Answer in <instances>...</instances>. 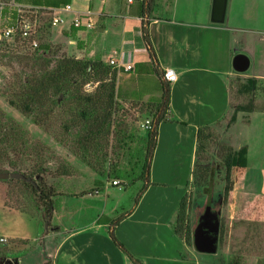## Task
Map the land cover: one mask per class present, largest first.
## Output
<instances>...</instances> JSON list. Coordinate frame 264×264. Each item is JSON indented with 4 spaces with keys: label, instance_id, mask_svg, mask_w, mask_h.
Instances as JSON below:
<instances>
[{
    "label": "rangeland",
    "instance_id": "374dc122",
    "mask_svg": "<svg viewBox=\"0 0 264 264\" xmlns=\"http://www.w3.org/2000/svg\"><path fill=\"white\" fill-rule=\"evenodd\" d=\"M14 7L13 0H0V26L8 22L13 10H16ZM18 13L25 15L33 13L36 16L38 14L43 24L40 29V41L46 45V49L42 54L32 55L34 49L30 48L25 40L18 38L13 41L11 38L0 42V111L3 113L0 116V125L5 124L8 128L12 121L16 123L15 139L11 146L0 142V155L4 158L7 154L12 163L18 164V168L13 169L5 160L0 163V172L9 174L0 178V264H44V257L52 247L51 235L58 225L60 226L58 230L63 233L73 225L87 222L100 209L99 202H90L88 197L82 198L76 193H90L103 186L104 189L93 198L99 201L125 202L126 211V208H129L130 204L145 191L147 183L155 185L154 187H159L161 183L151 181L150 171L148 182L146 178L140 177L128 181V177L133 178L140 172L138 167L145 145L143 139L149 130L141 125L147 118V115L142 113L144 107L131 104L119 106L114 111L115 115H112L116 124L111 126L106 139L103 136L98 138L92 135L89 141H83L82 120L86 115L79 109L77 111L75 106L78 104L73 96L76 86L84 95L94 93L97 82L87 79L81 83L80 77L77 76L71 79L68 88H64L58 94L51 92L46 101V108L52 109V112L39 123H35L32 117L10 104L8 94L21 90V85H25L32 74L41 73L42 57L49 70L63 56L79 58L84 55L82 47L79 48L77 44L71 45L64 37L62 30L60 31L62 23L55 27L49 24L50 14L46 12L39 14L35 8L28 6H21ZM236 48L235 54L244 52L243 54L250 57V65L245 72L236 74L230 80L231 106L212 126L210 133L213 134L205 151L215 158L214 165L221 163L219 146L214 141H220L223 135L225 138V132L227 129L230 131V126L236 125L242 129L254 114L264 113L257 110L264 108V78L251 75L253 72H264V45L245 44L236 45ZM249 48H252L254 53L249 51ZM76 111L78 117L74 115ZM35 113L40 115V112ZM148 119L154 122L153 117L150 116ZM254 123L259 125L258 120ZM234 134L236 133H232L231 140L238 145ZM251 144L254 153L249 155V160L253 164L259 148L255 140L253 143L251 139ZM92 146L97 147L98 154L91 153ZM242 146L247 149L246 145L232 147L239 149ZM262 154L263 157H258L261 173L253 176L250 170L248 176H253L257 180L248 179L249 181L245 182L248 187L244 195L240 191L245 189L237 190L240 185L239 174L243 169L237 166L230 172L232 190L226 202L222 201L225 171L218 166L215 167L209 182L207 195L202 190L197 193L191 181L189 187L184 186L181 198L185 197L186 221L181 227V237H178L184 241L186 239L188 245L186 250L182 251L178 262L158 260L156 264H264V227L260 224L264 220L259 217L264 213V205L254 206V213L251 212V205H248L259 189L264 190V151ZM159 155L160 153L156 158L159 162L155 163L153 177L168 176L176 180L180 177L183 182H187L190 171H185L186 167L180 165L186 158ZM86 160L91 161L95 169L90 167ZM246 161L248 165V155ZM171 162L178 163V174L166 173ZM34 168L42 169V182L54 192L51 196L54 208L48 219L41 215L44 211V200L40 198L36 188L33 190L34 185L41 183L39 177L29 175V170ZM18 174L24 175L26 179ZM113 175L120 177V183L123 184L112 185L110 178ZM246 210L248 211L245 212ZM123 211L118 207L115 217H120ZM209 212L218 216V243L213 253L198 251L193 242L195 230L202 226ZM185 229L188 234L185 233ZM55 236L58 240L60 232L55 233ZM161 252L164 251H158ZM193 254L195 263L188 262L186 258ZM128 259L133 263L130 257ZM45 264H51V260L48 259Z\"/></svg>",
    "mask_w": 264,
    "mask_h": 264
},
{
    "label": "crops",
    "instance_id": "0c3cea01",
    "mask_svg": "<svg viewBox=\"0 0 264 264\" xmlns=\"http://www.w3.org/2000/svg\"><path fill=\"white\" fill-rule=\"evenodd\" d=\"M65 4L71 5L70 11L58 13L54 6H42V9L50 12V16L54 13L64 17L60 31L71 45L83 48L84 55L79 58L100 56L107 64L110 58L115 60L111 66L120 71L121 89L128 94L125 104L140 103L159 94L161 81L153 71L155 64L159 71L173 68L177 76L169 83L168 109L165 119L156 127L157 139L149 170L151 181L161 183L160 186L148 183L126 211L125 202L93 198L104 189L103 186L90 193H76L82 198L88 197L90 202H99L100 209L87 222L73 225L63 233L58 230V225L51 235L52 247L44 257L45 262L50 259L51 264H133L128 254L141 264H156L158 260L178 262L188 242L179 239L181 234L175 229L176 217L182 200L181 191L184 186L189 187L191 181L197 129L214 126L231 106L230 80L243 73L232 67L236 45H264V0H227L222 23L210 20L212 0H147L150 9L145 20L141 18V0L129 3L127 0H67ZM85 10L91 11L93 24L89 28L81 27L73 34L75 26L70 20ZM143 22L155 51V61L150 58L143 41ZM249 51H253L252 48ZM126 64L132 68L124 70L121 65ZM251 75L264 78V72L260 71ZM140 92L141 98L135 100L134 95ZM254 116L242 129L230 126V131L225 132L226 137L223 135L220 140L234 148L247 146L248 165L241 169L240 179L237 178L240 180L237 190L245 189L240 191L243 195L248 187L245 182L261 173L258 157H263L264 151V113ZM255 120L259 121L258 126ZM232 133L237 134L234 136L238 145L232 142ZM251 139L259 148V151L255 150L253 164L249 160V155L254 153ZM159 153V157L188 159L180 163L186 167L185 171H190L187 182L180 177L177 180L168 176L153 177ZM168 168L166 173L179 172L177 162H171ZM250 170L253 176L249 177ZM248 205H251L252 213L254 206H263L264 190L259 189ZM118 207L125 212L115 217ZM259 217L264 220V213ZM260 224L264 227V221ZM58 232L57 240L55 233ZM162 250L163 253H158ZM182 260L185 262L184 258ZM186 260L195 263L194 254Z\"/></svg>",
    "mask_w": 264,
    "mask_h": 264
},
{
    "label": "trees",
    "instance_id": "16d2710c",
    "mask_svg": "<svg viewBox=\"0 0 264 264\" xmlns=\"http://www.w3.org/2000/svg\"><path fill=\"white\" fill-rule=\"evenodd\" d=\"M67 0H13L15 5V9L13 10L11 16L9 17V21L13 20L18 14V10H20L21 6H28L35 8L37 13L46 12L50 14L46 9H42V6H54L59 7L65 4ZM142 2V11L141 18L145 20L147 13L149 12L150 6L146 4V6ZM41 7V8H40ZM143 20V21H144ZM145 22V21H144ZM143 22V24H144ZM37 31L35 33V39L38 40V45L32 52V55L42 54L46 49V45L41 43L40 41V29L43 27L41 23V19L37 14ZM49 24L51 25L50 21ZM52 26V25H51ZM79 29L78 27H74L72 30L76 32ZM74 34V33H73ZM142 36L144 44L149 52L150 58L155 61L156 55L153 49L149 32L146 27V23L142 27ZM13 41H16V37L12 38ZM3 42V41H2ZM41 62V73L32 74L26 81L25 85H21L22 89L19 91H14L8 94V100L12 106H14L17 110L22 112L23 114H27L32 117L35 123H39L41 119L48 117V114L52 112V109L46 108V101L51 92L58 94L64 88H68L70 86L71 79H75L77 76L80 77V82L83 83L84 80L90 79L94 82H97L96 90L94 93L89 95L82 94L78 87L75 88V94L73 98L76 100L78 105V109L83 111L86 115L82 120L83 124V141L86 142L90 140V137L97 136L98 138L104 137L107 138L111 126L116 124L115 119H113L112 115H115V110L118 109L119 106H124V99L128 96L121 89L120 76L115 67L111 66V64L105 63L100 56L94 57H83L76 58L72 56H63L58 60L56 65L52 69H47V64L44 62V58L40 59ZM153 71L157 75L159 79L160 86L158 88L159 94L157 96L152 95L146 101H142L140 103H132L131 105H140L143 108V114L149 115L153 117V127L146 131L144 141V150L142 154L141 164H139L140 172L133 178L128 177V181H134L138 177L146 178L148 182L149 170H150V162L155 149L156 139H157V124L165 119V114L168 109L169 104V96H170V82H167L163 79L162 73L163 71H159L157 69V65L153 66ZM231 90V86L229 85ZM133 96V95H132ZM141 92L137 95H134V99L138 100L141 98ZM123 108V107H122ZM258 111L264 112V108L257 109ZM35 111L40 115L36 114ZM77 111L74 113L77 116ZM3 115L2 111H0V116ZM78 117V116H77ZM16 123L12 121V124H9L8 128L6 125H0V142L3 144L13 143L16 134ZM212 127L210 126H202L197 129L196 133V150H195V158L191 171V182L193 187L197 190V193L204 191L206 195L208 194V186L209 182L212 178V175L215 171V167L223 168L225 171V184L223 187V202H226V199L229 196L230 191L232 190V180L230 178L231 170L237 166L238 168H244L247 165V149L245 146H242L239 149H234L231 145L214 141L217 146H219V153L221 157V163L218 165H214L216 163L215 158H213L209 153L205 150L210 144V138L213 133H210ZM99 134V135H98ZM97 147L91 148V153L98 154L96 151ZM74 152V150H72ZM5 160L8 164L13 168L17 169L18 164L12 163L10 157L6 154V157H2L0 155V163ZM86 163L93 168V164L91 161L86 160ZM95 169V168H93ZM6 171V169H3ZM42 169H30V176L39 177L40 184L34 185L33 190L39 192L40 198L44 200L45 204L43 205V213H41L42 217L49 218L50 214L53 210L52 203V195L54 194L51 187H47L41 179ZM98 174H103L98 172ZM118 176H112L110 179H119ZM22 182H26L25 180H21ZM95 182H99L95 180ZM123 184V183H120ZM118 184V185H120ZM148 184V183H147ZM117 185V186H118ZM98 190V189H95ZM202 190V191H201ZM86 193V192H85ZM185 197L182 198L179 208L177 211V222H176V231L181 233V227L186 221V204ZM46 215V216H45ZM186 226V225H185ZM184 226V227H185ZM185 233L188 234L187 229H185ZM188 239V238H187ZM128 257L131 258L133 264H141L137 259L133 258L130 254Z\"/></svg>",
    "mask_w": 264,
    "mask_h": 264
},
{
    "label": "built area",
    "instance_id": "2783aa9c",
    "mask_svg": "<svg viewBox=\"0 0 264 264\" xmlns=\"http://www.w3.org/2000/svg\"><path fill=\"white\" fill-rule=\"evenodd\" d=\"M103 1V0H101ZM128 3L131 2L132 0H127ZM144 5L146 6L147 0H143ZM54 10H57L58 13L66 12L71 10V5L70 4H65L61 5ZM91 11L85 10L81 12L78 15H75L71 18L70 22L72 25L75 27L81 28H89L92 26L93 21L90 16ZM64 21V17L59 15V14H52L50 17V23L52 26H55L57 23H61ZM38 23H37V16L30 14V15H25V14H20L18 13L16 17L7 22L5 25L0 26V42H4L8 39L11 38H19L22 39L23 41H27L29 44L30 48L35 49L38 45L37 40L35 39V33L37 31ZM115 60L110 58L109 59V64H115ZM123 66L124 70H129L132 68V65L126 64V65H121ZM176 72L173 68L171 67H166L163 69L162 77L165 81L167 82H173L176 79ZM141 125L145 129H152L153 127V122H151L150 119L146 118ZM110 183L112 185H118L120 184V181L118 179L111 180ZM1 240H4V238H1Z\"/></svg>",
    "mask_w": 264,
    "mask_h": 264
},
{
    "label": "water",
    "instance_id": "95a60500",
    "mask_svg": "<svg viewBox=\"0 0 264 264\" xmlns=\"http://www.w3.org/2000/svg\"><path fill=\"white\" fill-rule=\"evenodd\" d=\"M227 0H212L210 20L215 23L224 21ZM249 58L243 53H237L232 59V67L237 72H244L249 67ZM8 172H0V178L7 177ZM26 179L24 175L18 174ZM194 246L198 251L213 253L217 249L218 243V216L209 214L204 219L201 227L195 230Z\"/></svg>",
    "mask_w": 264,
    "mask_h": 264
}]
</instances>
